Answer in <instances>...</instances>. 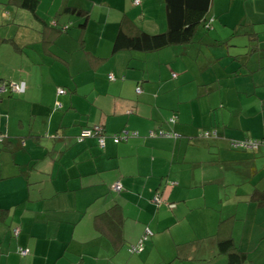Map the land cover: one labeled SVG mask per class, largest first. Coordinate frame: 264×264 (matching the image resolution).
<instances>
[{
	"label": "crops",
	"instance_id": "obj_1",
	"mask_svg": "<svg viewBox=\"0 0 264 264\" xmlns=\"http://www.w3.org/2000/svg\"><path fill=\"white\" fill-rule=\"evenodd\" d=\"M134 1L0 0V83L24 86L0 94V264H227V238L264 264V0H211L207 40L114 50L166 29L164 0ZM95 125L103 146L78 138Z\"/></svg>",
	"mask_w": 264,
	"mask_h": 264
},
{
	"label": "trees",
	"instance_id": "obj_2",
	"mask_svg": "<svg viewBox=\"0 0 264 264\" xmlns=\"http://www.w3.org/2000/svg\"><path fill=\"white\" fill-rule=\"evenodd\" d=\"M23 4L33 10L35 0H22ZM165 3V19H166V29L160 33H145L139 32L135 35H127L120 31L114 42V50L120 49H133L143 52H153L163 48L177 46V45H185L197 42L198 40H202L205 38H211L213 32V16L210 15V7H211V0H164ZM73 12L81 13L78 9H71ZM256 35L255 33H249L248 35ZM235 36V35H234ZM236 37V36H235ZM251 38V37H250ZM113 75V74H112ZM114 76V75H113ZM173 77L175 74L172 75ZM110 81L109 75L107 77ZM65 93L64 88H60ZM62 93V94H63ZM171 122L176 121L175 117L169 119ZM93 127V126H92ZM92 127H89L92 129ZM79 132L78 138L83 139L81 137V131ZM128 132V131H124ZM128 132V136L126 138H122L123 132L112 136L113 141L118 143L122 141H126L131 137L137 136V132ZM152 135H160V136H174L173 133L165 132L163 130L158 131L157 133L152 132ZM203 135L210 136V132H204ZM215 138H219L216 132L213 133ZM99 136L104 140L105 143V135L103 134V130L99 132V135L96 132L89 137H96L98 144ZM203 136V137H204ZM87 137V138H89ZM3 142V138H0V143ZM230 147L235 150H243L249 152L257 151L262 145L263 142L259 139H252V138H244L243 140H229ZM104 145V144H103ZM101 145V146H103ZM116 190V189H115ZM121 189L119 188V190ZM253 199L257 201L258 204L264 205V189H258L255 187L252 194ZM156 198L157 200H154ZM153 202H159L158 195H154L152 198ZM171 207V205H168ZM116 206L110 208L108 211L114 210ZM108 211L105 212L104 215L109 213ZM103 213L100 215L102 216ZM99 216V217H100ZM223 222H220L219 226H222ZM151 231V235H146V230ZM16 230V232H15ZM12 236L16 237L19 234V229L16 227L12 228L11 230ZM153 236V231L150 227L146 226L144 228L143 234L141 235L140 239L127 247V250L130 254H139L144 251L146 242ZM220 246L222 251L226 254L228 263L227 264H246V255L238 250L235 246L233 240L231 238L224 239L220 242ZM17 252L23 256L28 254V251L23 248H18ZM176 258V256H175Z\"/></svg>",
	"mask_w": 264,
	"mask_h": 264
},
{
	"label": "built area",
	"instance_id": "obj_3",
	"mask_svg": "<svg viewBox=\"0 0 264 264\" xmlns=\"http://www.w3.org/2000/svg\"><path fill=\"white\" fill-rule=\"evenodd\" d=\"M136 4H138L139 3V0H135L134 1ZM109 78L111 79V80H114V76L112 75V74H110L109 75ZM23 84L21 83V84H11L10 85V90L11 91H13V92H16V93H19V92H21V91H23ZM5 90V87L4 86H0V91H4ZM136 91L137 92H139L140 91V88L139 87H137L136 88ZM58 93L59 94H62L63 93V90L62 89H59L58 90ZM172 121V120H171ZM102 130V127L100 126V125H95V126H93L92 127V129H90V128H84L82 131H81V137L82 138H87V137H89V136H91L92 134H93V131H94V133L96 132V134H98L99 135V132ZM132 135H134V133L132 134ZM128 136V132H124L123 134H122V137H121V139L122 138H126ZM101 136H99V142H100V144L101 145H103L104 144V140L102 139V138H100ZM116 190H119V188H120V185H116L115 187H114ZM154 200H157L156 198H154ZM15 232H16V230H15ZM145 233H146V235L148 236V235H151V231L150 230H146L145 231Z\"/></svg>",
	"mask_w": 264,
	"mask_h": 264
},
{
	"label": "rangeland",
	"instance_id": "obj_4",
	"mask_svg": "<svg viewBox=\"0 0 264 264\" xmlns=\"http://www.w3.org/2000/svg\"><path fill=\"white\" fill-rule=\"evenodd\" d=\"M11 84H13V83H7V84H6V83H0V86H4V87H5V90H6L7 87H8V90H9ZM14 84H17V83H14ZM5 90H4V91H0V94L3 93V92H6ZM10 91H11V90H10ZM140 92H141V91H139L138 93H140ZM0 136H1V135H0ZM1 137H2V136H1ZM1 137H0V138H1Z\"/></svg>",
	"mask_w": 264,
	"mask_h": 264
}]
</instances>
